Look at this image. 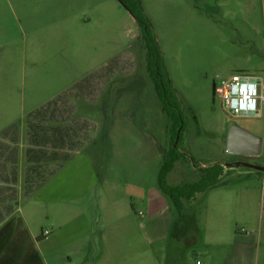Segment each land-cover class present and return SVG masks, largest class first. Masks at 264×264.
Listing matches in <instances>:
<instances>
[{
	"label": "rangeland",
	"instance_id": "374dc122",
	"mask_svg": "<svg viewBox=\"0 0 264 264\" xmlns=\"http://www.w3.org/2000/svg\"><path fill=\"white\" fill-rule=\"evenodd\" d=\"M138 1L184 126L165 181L194 182L215 162L223 173L181 200L184 217L158 189L169 121L137 24L118 0H0V139L15 136L20 173L29 123L50 133L74 125L77 143L47 182L19 193L17 216L46 264H264V171L227 166H264V116L227 115L212 92L224 71L264 83V0ZM42 108L41 119L28 116ZM232 123L262 139L259 155L225 151ZM0 143L2 154L9 145ZM57 188L63 198L52 197ZM71 201L78 224L59 207ZM164 219L167 235L155 236Z\"/></svg>",
	"mask_w": 264,
	"mask_h": 264
},
{
	"label": "crops",
	"instance_id": "0c3cea01",
	"mask_svg": "<svg viewBox=\"0 0 264 264\" xmlns=\"http://www.w3.org/2000/svg\"><path fill=\"white\" fill-rule=\"evenodd\" d=\"M47 110L52 112L54 109L52 107ZM261 114L264 116V106L261 108ZM44 115L45 113H42L39 117H35L41 119ZM50 128L55 130H51V133L42 130L39 132L40 136L36 139L40 145L47 146L45 148L33 145L29 141L27 131L26 147L23 151L25 165L21 173L16 168L18 151H16L17 142L15 136L11 135L8 138L0 139V142L9 145L8 149L0 154V241L4 242L2 247L0 246V264H27L29 258L35 256L37 252L34 249L29 232L24 227V219L17 216L19 193L25 198L30 196L32 190L38 185L42 186L44 182H47L55 174L56 170L62 166V163L68 160L72 151L77 149L74 147L77 144L74 141V125L70 133L62 131L60 129L62 127L57 124ZM48 145L53 147L50 151L47 149ZM66 148L69 149L66 150ZM20 175H22V182L19 184ZM59 188L56 189L55 194H52V197H56V199L58 197L63 198V195H58ZM165 205L166 203L162 202L161 208H165ZM59 207L62 212L70 215L68 221H74L78 224L77 222L80 220L81 215L73 201ZM157 213L158 211L155 212V214ZM150 214L149 216L154 215L152 211ZM166 223L167 221L165 220V225L159 229L155 227V236L164 237L167 235L166 229L168 226ZM38 237L41 239L43 234ZM36 264L46 263L39 257V261L37 259Z\"/></svg>",
	"mask_w": 264,
	"mask_h": 264
},
{
	"label": "trees",
	"instance_id": "16d2710c",
	"mask_svg": "<svg viewBox=\"0 0 264 264\" xmlns=\"http://www.w3.org/2000/svg\"><path fill=\"white\" fill-rule=\"evenodd\" d=\"M123 6H125L132 17L134 18L138 31L139 38L145 49V70L151 83L153 85L156 96L161 105V109L169 121V139L170 147L164 153V160L161 164L157 183L159 190L168 197L171 203L177 209L179 216L184 217L182 213L183 205L182 199H190L196 193L204 191L210 187L216 185L219 177L223 173L224 166L215 162L207 166L199 168V177L196 181L191 183H183L180 185L171 186L165 181V175L172 167L173 163L179 159L180 152L178 147L181 143V133L183 131V120L181 116L180 106L175 97L173 87L167 76V72L163 65L160 49L155 36L152 32L151 24L147 19L146 15L143 13L142 8L138 0H118ZM45 106L44 108H46ZM43 111L40 109H35L28 114L30 118L41 115ZM45 111V110H44ZM62 129V128H60ZM53 131L55 129H52ZM38 127L32 123L28 124V138L33 145H39L36 139L39 135ZM177 136V138H176ZM227 166H231L228 164ZM175 232L174 226L171 227V235L173 236ZM39 239V237L37 238ZM4 242L0 241V246L2 247ZM39 261V256L35 253V256L29 258L27 264H36V260Z\"/></svg>",
	"mask_w": 264,
	"mask_h": 264
},
{
	"label": "built area",
	"instance_id": "2783aa9c",
	"mask_svg": "<svg viewBox=\"0 0 264 264\" xmlns=\"http://www.w3.org/2000/svg\"><path fill=\"white\" fill-rule=\"evenodd\" d=\"M212 92L227 115L260 116L264 104V83L259 75L246 70L221 72L213 80Z\"/></svg>",
	"mask_w": 264,
	"mask_h": 264
},
{
	"label": "water",
	"instance_id": "95a60500",
	"mask_svg": "<svg viewBox=\"0 0 264 264\" xmlns=\"http://www.w3.org/2000/svg\"><path fill=\"white\" fill-rule=\"evenodd\" d=\"M177 138V136H176ZM262 150V139L251 131L232 123L226 133L225 151L228 154L259 155ZM231 166H247L264 171V166L244 161H234Z\"/></svg>",
	"mask_w": 264,
	"mask_h": 264
},
{
	"label": "flooded vegetation",
	"instance_id": "af4514ba",
	"mask_svg": "<svg viewBox=\"0 0 264 264\" xmlns=\"http://www.w3.org/2000/svg\"><path fill=\"white\" fill-rule=\"evenodd\" d=\"M241 155H244V154H241Z\"/></svg>",
	"mask_w": 264,
	"mask_h": 264
}]
</instances>
